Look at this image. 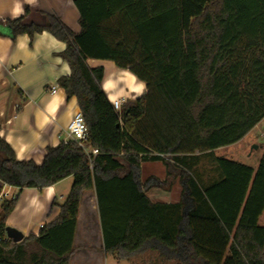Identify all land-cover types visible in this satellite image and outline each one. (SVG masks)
<instances>
[{
    "label": "trees",
    "instance_id": "16d2710c",
    "mask_svg": "<svg viewBox=\"0 0 264 264\" xmlns=\"http://www.w3.org/2000/svg\"><path fill=\"white\" fill-rule=\"evenodd\" d=\"M74 3L77 33L55 13H44V24L7 20L13 38L48 31L66 43L60 56L71 73L59 85L77 97L88 134L48 147L42 164L18 160L0 136L2 182L43 189L74 178L58 218L18 243L6 228L19 197L2 201L0 264H70L87 190L96 194L104 251L119 262L152 253L150 264H264V147L256 167L215 153L264 120V0ZM89 59L113 61L146 90L117 110L103 89L105 67ZM204 159L212 162L205 170ZM150 161H162L167 177L146 186L141 165ZM176 182L178 202L146 194Z\"/></svg>",
    "mask_w": 264,
    "mask_h": 264
},
{
    "label": "crops",
    "instance_id": "0c3cea01",
    "mask_svg": "<svg viewBox=\"0 0 264 264\" xmlns=\"http://www.w3.org/2000/svg\"><path fill=\"white\" fill-rule=\"evenodd\" d=\"M44 13H55L74 32L80 31V14L74 0H0V136L12 147L18 160H33L38 164L43 163L48 147L57 146L66 138L68 125L81 111L77 97H68L59 85V78L71 73L69 64L60 56L66 43L48 31L36 34L33 39L27 34L13 38L7 24L9 18L21 16L26 23L44 24ZM88 62L92 66L105 67L103 89L112 103L137 99L146 90L145 82L113 61L89 59ZM124 73L134 77V85L117 82L118 76ZM109 80L112 84L107 86ZM53 86H57L55 91H52ZM225 147L216 149V155L222 156L219 151ZM166 177L167 168L157 178L165 180ZM73 181L70 176L43 189L14 187L13 195L19 198L7 219V226L22 231L25 237L31 233L38 235L46 223L58 218L60 205L68 196ZM156 188L158 190H154ZM174 191L179 192L177 197L169 198ZM181 191L177 184L171 190L154 186L147 189L146 194L155 203H175L180 200ZM263 216L264 213L259 222ZM74 246L76 252L70 264H106L113 256L104 251L94 190H87L83 195Z\"/></svg>",
    "mask_w": 264,
    "mask_h": 264
},
{
    "label": "rangeland",
    "instance_id": "374dc122",
    "mask_svg": "<svg viewBox=\"0 0 264 264\" xmlns=\"http://www.w3.org/2000/svg\"><path fill=\"white\" fill-rule=\"evenodd\" d=\"M121 110V108H120ZM255 146H258L256 148ZM264 147V120L257 125V127L254 129V131L248 135L243 141L240 143L228 146L223 148L221 151H219V154L229 158L233 159L239 162L247 163L253 167L258 166L259 159L262 155V150ZM165 160L168 161L170 164H172V159L170 156H166ZM212 162H208L206 159L202 160V168L203 170L208 169L211 166ZM166 171V165L163 162L159 161H150V162H144L141 165V181L143 184L147 186V182L151 177H159L161 174L163 175ZM177 184L181 185L176 182L174 186H177ZM151 188V187H150ZM7 192L10 193V198H12L13 191H15V188L7 185L6 188ZM154 190H158L157 188ZM179 194L178 191H174L169 195V198H176ZM2 200H0V208H1ZM1 211V210H0ZM260 225L264 226V216L262 217L260 221ZM156 257L155 254L148 253L144 257L137 258L133 261L132 264H150V259ZM106 264H125L123 262H119L114 256H111Z\"/></svg>",
    "mask_w": 264,
    "mask_h": 264
},
{
    "label": "built area",
    "instance_id": "2783aa9c",
    "mask_svg": "<svg viewBox=\"0 0 264 264\" xmlns=\"http://www.w3.org/2000/svg\"><path fill=\"white\" fill-rule=\"evenodd\" d=\"M56 88L57 86H53L52 91H55ZM122 103V101H118V103L113 104L117 110H120V108L122 107ZM87 134L88 128L85 122L84 115L81 111H79L67 127L66 139H73L81 143L87 138ZM91 152L92 154L96 155L99 151L98 149H92ZM7 185L8 184L0 180V200L2 201H4L5 199H9L10 197V193L5 189ZM14 197L15 195H12V198Z\"/></svg>",
    "mask_w": 264,
    "mask_h": 264
},
{
    "label": "water",
    "instance_id": "95a60500",
    "mask_svg": "<svg viewBox=\"0 0 264 264\" xmlns=\"http://www.w3.org/2000/svg\"><path fill=\"white\" fill-rule=\"evenodd\" d=\"M255 147L258 148V146ZM6 233L7 237L16 243L23 241L25 238V234L15 227L7 226Z\"/></svg>",
    "mask_w": 264,
    "mask_h": 264
},
{
    "label": "bare ground",
    "instance_id": "6f19581e",
    "mask_svg": "<svg viewBox=\"0 0 264 264\" xmlns=\"http://www.w3.org/2000/svg\"><path fill=\"white\" fill-rule=\"evenodd\" d=\"M113 74V73H112ZM111 75V74H110ZM112 77V76H111ZM110 77V78H111ZM134 77H132L131 75H128V74H123V75H120V76H118V80H117V82L118 83H124V84H126V85H134ZM109 84H112V82H111V80H109V81H106V85L108 86ZM137 92H140L139 91V89H138V91Z\"/></svg>",
    "mask_w": 264,
    "mask_h": 264
}]
</instances>
